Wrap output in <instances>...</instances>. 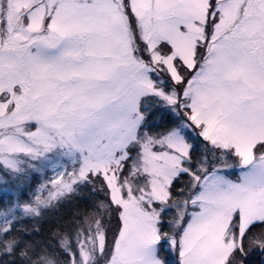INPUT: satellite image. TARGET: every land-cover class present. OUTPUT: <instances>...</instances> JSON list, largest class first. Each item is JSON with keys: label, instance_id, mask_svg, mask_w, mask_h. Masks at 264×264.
I'll use <instances>...</instances> for the list:
<instances>
[{"label": "snow or ice", "instance_id": "6c2138e0", "mask_svg": "<svg viewBox=\"0 0 264 264\" xmlns=\"http://www.w3.org/2000/svg\"><path fill=\"white\" fill-rule=\"evenodd\" d=\"M0 264H264V0H0Z\"/></svg>", "mask_w": 264, "mask_h": 264}]
</instances>
